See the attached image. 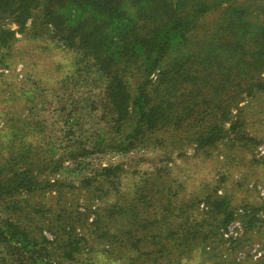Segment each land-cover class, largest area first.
Segmentation results:
<instances>
[{
  "label": "rangeland",
  "instance_id": "1",
  "mask_svg": "<svg viewBox=\"0 0 264 264\" xmlns=\"http://www.w3.org/2000/svg\"><path fill=\"white\" fill-rule=\"evenodd\" d=\"M244 2L250 18L264 23V0ZM219 16L202 23L211 28ZM3 29L13 34L0 46V168L6 170L12 151L32 148L35 164H43L39 179L54 186L23 194L17 208L77 218L59 236L72 244L58 250L73 256L71 264H258L264 258V93L244 97L213 143L161 130L123 153L112 146L120 133L102 109L106 76L78 42L62 39L39 17L24 26L0 18ZM202 29L192 35L203 37L209 29ZM124 62L132 98L136 65ZM53 160L61 163L54 170ZM6 204L0 201L3 216ZM245 207H260L263 222L232 251L244 238ZM225 212L235 220L222 226ZM45 226L50 240L59 234ZM0 264L10 263L1 255Z\"/></svg>",
  "mask_w": 264,
  "mask_h": 264
},
{
  "label": "trees",
  "instance_id": "2",
  "mask_svg": "<svg viewBox=\"0 0 264 264\" xmlns=\"http://www.w3.org/2000/svg\"><path fill=\"white\" fill-rule=\"evenodd\" d=\"M244 1L0 0V18L24 26L39 17L62 39L76 40L95 60L107 79L102 109L120 133L112 146L126 153L161 130L213 143L224 136L223 121L244 97L264 93V23L250 18ZM216 11L220 18L208 28L202 22ZM204 25L209 29L205 35L194 37ZM11 34L0 30V46ZM125 60L136 65L138 84L132 98L121 68ZM31 150L12 151L6 170L0 168V201H7L9 209L6 216L0 214V256L10 264H71L73 256L58 250L72 244L59 236L77 218L61 212L44 218V213L17 208L23 194L54 186L39 179L43 164H35ZM59 164L53 160L52 169ZM260 210L244 208V238L236 239L232 251L263 222ZM222 217V226L235 220L231 212ZM45 223L59 231L51 233L52 240L44 235Z\"/></svg>",
  "mask_w": 264,
  "mask_h": 264
}]
</instances>
